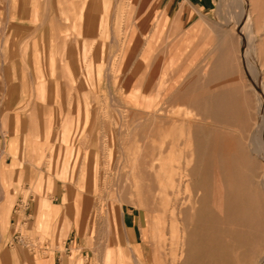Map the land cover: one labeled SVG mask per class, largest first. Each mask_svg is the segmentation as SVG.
I'll use <instances>...</instances> for the list:
<instances>
[{"label": "rangeland", "instance_id": "obj_1", "mask_svg": "<svg viewBox=\"0 0 264 264\" xmlns=\"http://www.w3.org/2000/svg\"><path fill=\"white\" fill-rule=\"evenodd\" d=\"M161 1L139 0L140 19L146 20L139 24V45L131 49V25L126 20L131 16L132 8L130 0H123L122 7L118 8L116 35L121 37L118 40L121 63L117 66L120 64L118 69L120 73L123 70L124 79L139 68L135 63L138 57L135 53H150L151 79L157 83L149 84L157 87L154 94L165 99L163 104L145 107L148 112L137 110L127 104L126 98L134 92L138 95L146 92L145 88H140L144 83H134L139 90H131L129 83H117L118 89H114L115 83H108L106 90L91 91L92 97H105L107 105L92 106L89 112L91 121L81 131L79 125L75 131L72 130L70 139L66 128L62 139L65 142L71 140V144L76 141L77 146H85L86 150L91 148L92 152L85 153L83 158L100 163V169L96 171H99V185L94 187V191L101 196L102 208L107 213L117 203L136 207L149 216L154 243L153 264H179L183 259L182 249L187 235L188 239L191 237V245H202L201 256L205 264H251L254 259L248 250L264 249V223L262 225L261 222L264 221V182L263 179L261 181L264 162L261 152H257L253 144L261 123L257 116L260 99L248 61L253 66L262 67L258 78L264 83V0H252L254 47L244 39L247 28L240 32L241 23L244 25L246 19L244 13L242 15V5L246 11L248 0H218L212 14L188 31L183 55L179 54L178 21L172 22L167 32L168 24L163 20V12L154 6ZM158 14L160 18L155 24L154 18ZM193 19L190 12L188 29ZM134 33L136 35V28ZM142 72L134 75L135 81L143 80ZM163 74L164 83H158ZM171 83L175 84V94L169 90ZM180 87L187 88L186 98L192 105H179ZM208 87L214 89L205 90ZM210 92L219 96L218 105L213 107H218L215 111L217 119L213 122L196 115L194 105L196 94L200 98L201 93ZM201 108L198 107L199 110ZM203 109L210 107L203 106ZM11 110L23 113L25 107L0 106L1 114H8ZM6 125L2 122L4 140L9 138ZM211 125L216 138L210 131L203 132L202 136L196 135V128ZM245 135L246 138L242 139ZM9 147L11 150L15 148L16 142L10 141ZM81 156L79 152L78 158ZM142 180L145 186L140 188ZM217 180L223 184L220 202ZM227 180L234 182L233 186H227ZM228 189L232 196L226 195ZM239 230L241 232H237ZM218 245H221L220 250H216ZM227 245H241L237 250L239 253H231ZM120 263L125 264L122 259ZM105 264H115L112 250L106 251Z\"/></svg>", "mask_w": 264, "mask_h": 264}, {"label": "crops", "instance_id": "obj_2", "mask_svg": "<svg viewBox=\"0 0 264 264\" xmlns=\"http://www.w3.org/2000/svg\"><path fill=\"white\" fill-rule=\"evenodd\" d=\"M217 1L154 4L163 12L167 32L178 21L180 55L187 48L188 31L212 14ZM122 2L0 0V106L25 107L23 113H0V264H105L107 250L114 252L115 264L121 259L125 264H153L149 216L117 203L107 213L94 191L100 163L83 158L91 148L62 139L66 128L70 139L72 130L79 125L81 131L91 121L92 106L107 105L105 97H92L91 91L106 90L108 83H115L114 89L117 83H129L131 90L145 88L142 95L134 92L126 98L137 110L165 101L155 97L157 87L149 84L157 83L151 79L150 53H135L139 68L129 78L118 69L117 14ZM139 7V0H130L132 13L126 22L131 25V49L139 45V24L146 20L140 19ZM190 12L194 19L188 29ZM142 70L143 80L135 81ZM164 79L163 74L158 83ZM186 90L180 87V106L192 105ZM218 98L213 92L200 98L196 94V115L207 122L217 119L213 107ZM2 122L7 124L5 140ZM207 131L213 134V125L196 128V135ZM10 141L16 142L12 150ZM229 184L227 180V186L234 183ZM228 191L227 196L232 193Z\"/></svg>", "mask_w": 264, "mask_h": 264}, {"label": "bare ground", "instance_id": "obj_3", "mask_svg": "<svg viewBox=\"0 0 264 264\" xmlns=\"http://www.w3.org/2000/svg\"><path fill=\"white\" fill-rule=\"evenodd\" d=\"M247 5L245 6V7H247V10L245 11L244 9V6L242 5V7H243V9H242V15H243V13H244V15H245V17H246V19H244L243 18V16H242V18L244 19V22H245V24L243 25V23H241V31L240 32H245V29L247 28V35H245L244 36V39H245V41H246V43H249L250 44V46H252V47H254L253 46V41H254V35H253V20H254V18H253V12H252V0H248L247 1V3H246ZM227 25V24H226ZM244 35V34H243ZM243 43V42H242ZM245 44V43H244ZM246 47H248V46H246ZM241 54V53H240ZM244 55V54H243ZM246 56V55H245ZM243 57V56H242ZM244 59V58H243ZM260 62V61H259ZM243 63V62H242ZM246 64V63H245ZM248 64H249V66H250V68H251V71H253L254 73V78L255 79H253L254 81V88H255V90L256 91H258V95H259V99H260V103L257 105L258 107H257V116H258V118H259V120H261V123H259V126H258V130H257V132H256V134L254 135V137H253V144L255 145V147H256V149L258 150L257 152H261V154H262V159H263V162H264V83L262 82V81H260V78H258V75L261 73L260 71L262 70V67H256V66H253V65H251V63L248 61ZM261 66V65H260ZM252 74V73H251ZM262 78V77H261ZM263 78H264V75H263ZM252 82V81H251ZM174 83H171V85L169 86V90H170V92L171 91H173L172 92V94H175V87H174ZM164 86V85H163ZM253 86V85H252ZM178 89V88H177ZM161 91V90H160ZM154 92V91H153ZM157 92V91H156ZM178 92H179V94H180V89L178 90ZM156 94V93H155ZM256 94V93H255ZM152 96V95H151ZM155 97L157 98L158 96H156L155 95ZM257 98H258V96H257ZM256 98V101L258 100ZM161 99V98H160ZM142 100H143V98H142ZM162 102V101H161ZM173 102V101H172ZM176 103V102H175ZM255 103H257V102H255ZM174 104V103H173ZM222 104V103H221ZM227 104V103H226ZM223 106H225V105H223ZM202 109V108H201ZM217 109H218V107H217ZM217 109H215L216 111H217ZM223 111H225V110H223ZM215 112V111H214ZM220 113L221 112H219V115H220ZM214 114V113H213ZM224 114H225V112H224ZM159 115V114H158ZM170 117V116H169ZM255 117V116H254ZM176 118V117H175ZM209 118V117H208ZM207 118V119H208ZM225 118H226V116H225ZM184 119V118H183ZM210 119H211V117H210ZM256 124V123H255ZM172 125V124H171ZM254 124H252V126H253ZM196 128V127H195ZM206 130V129H205ZM245 134V133H244ZM254 134V133H253ZM247 135V134H246ZM246 135H245V137H241L242 139H244V138H246ZM251 135V134H250ZM213 136H214V134H213ZM216 136V135H215ZM214 136V137H215ZM248 136V135H247ZM250 136H248V138H249ZM216 138V137H215ZM240 138V137H239ZM250 139V138H249ZM252 139V138H251ZM222 140V139H221ZM224 140V139H223ZM236 140V139H235ZM238 140V139H237ZM252 141V140H251ZM244 142V141H243ZM252 144V145H253ZM218 145V144H217ZM226 145V144H225ZM239 145V144H238ZM246 145V144H245ZM249 145V144H248ZM214 146V145H213ZM224 146V145H223ZM250 146H251V142H250ZM238 147V146H237ZM252 147V146H251ZM233 149H234V147H232ZM247 148H249V147H247ZM247 148H246V150H247ZM253 148V147H252ZM238 149V148H237ZM240 149V148H239ZM245 149V148H244ZM243 149V150H244ZM255 149V150H256ZM223 150V149H222ZM221 150V151H222ZM245 150V151H246ZM249 150H251V149H249ZM249 150L247 151V153L249 152ZM254 150V151H255ZM215 151V150H214ZM223 152V151H222ZM240 151H238V153H239ZM227 153H228V151H227ZM238 153H236V154H238ZM256 153V152H255ZM231 155H232V153H230ZM250 154H252V152L250 153ZM250 154H249V156H250ZM257 154V153H256ZM260 154V153H259ZM230 155V156H231ZM238 155H240V154H238ZM252 155H254V154H252ZM258 155V154H257ZM229 156V155H228ZM241 156V155H240ZM232 157V156H231ZM230 157V158H231ZM258 157V156H257ZM257 157H254V158H257ZM222 159H223V156H222ZM248 159H251V158H248ZM248 159H247V161H248ZM220 164V163H219ZM208 167V166H207ZM251 167V166H250ZM230 168H232V167H230ZM254 168V167H253ZM233 169V168H232ZM232 169H230V171L232 170ZM255 169V168H254ZM262 169V168H261ZM224 170V169H223ZM229 171V172H230ZM256 171V170H255ZM210 173V172H209ZM234 173V172H233ZM251 173V172H250ZM212 174V173H211ZM254 174V173H253ZM158 175V174H157ZM194 175V174H193ZM228 175V174H227ZM233 175V174H232ZM202 176V175H201ZM208 176H210L209 174H208ZM147 177V176H146ZM205 177V176H204ZM234 177V176H233ZM250 177H251V175H250ZM201 178V177H200ZM206 178V177H205ZM211 178V177H210ZM203 179V178H202ZM209 179V178H208ZM262 179H263V182H264V169H263V173H262V178H261V181H262ZM144 180V179H143ZM142 180V184H139V185H141L140 186V188L142 187V185H144L145 186V184H144V181ZM150 180H151V178H150ZM195 181V180H194ZM232 181H230L229 180V185H231L232 183H234V182H232ZM140 183V182H139ZM151 183V182H150ZM251 183V182H250ZM256 184V183H255ZM263 184V183H262ZM261 184V185H262ZM151 185V184H150ZM153 185V184H152ZM199 185V184H198ZM222 183H220V181H216V187H217V197H218V201L220 202V201H222V197H223V187H222ZM257 185V184H256ZM252 186V185H251ZM154 187V186H153ZM170 187V186H169ZM255 187V186H254ZM164 188V187H163ZM209 188H211V187H209ZM256 188V187H255ZM139 189V188H138ZM143 191V190H142ZM152 191H154V190H152ZM158 191V190H157ZM231 191H232V189H231ZM227 192V191H226ZM229 192V191H228ZM234 192V191H233ZM144 193H145V191H144ZM202 193V192H201ZM233 194H231V196H232ZM246 195V194H245ZM256 195V194H255ZM203 197V196H202ZM210 197V196H209ZM239 197V196H238ZM242 197V196H241ZM169 198V197H168ZM228 198V197H227ZM234 198V197H233ZM255 198V197H254ZM156 199V198H155ZM170 199V198H169ZM229 199H231V197L229 198ZM257 199V198H256ZM192 200H193V198H192ZM242 200V199H241ZM244 200H245V198H244ZM153 201V200H152ZM162 201V200H161ZM160 201V202H161ZM206 201V200H205ZM248 201V200H247ZM246 202V201H245ZM197 203V202H196ZM205 203V202H204ZM241 203H242V201H241ZM181 203H179V205H180ZM203 204V203H202ZM234 204V203H233ZM263 204V203H262ZM151 205V204H150ZM199 205V204H198ZM242 205V204H241ZM148 206V205H147ZM162 206V205H161ZM204 206H206V205H204ZM229 206H230V204H229ZM233 206V205H232ZM240 207V206H239ZM263 207V206H262ZM205 209V208H204ZM253 209H255V208H253ZM187 210V209H186ZM203 210V209H202ZM234 210V209H233ZM209 211V210H208ZM201 212V211H200ZM216 212V211H215ZM233 212V211H232ZM257 212V211H256ZM259 212V211H258ZM198 213H199V211H198ZM156 214V213H155ZM187 214H188V212H187ZM244 214V213H243ZM165 215V214H164ZM218 215V214H217ZM229 216V215H228ZM262 216V215H261ZM253 217V216H252ZM156 218V217H155ZM160 218H158V220H159ZM223 219V218H222ZM148 220V219H147ZM264 220V219H263ZM159 222H160V220H159ZM246 222V221H245ZM252 222V221H251ZM262 222V225H263V223H264V221H261ZM239 223V222H238ZM237 223V224H238ZM253 223V222H252ZM260 223V222H259ZM161 224V223H160ZM225 224H226V221H225ZM249 224H251V223H249ZM256 224V223H255ZM255 224L253 225V226H255ZM236 225V224H235ZM242 225V224H241ZM261 225V226H262ZM192 227V226H191ZM252 229V228H251ZM250 229V230H251ZM185 230H187V228L185 229ZM190 230V229H189ZM259 230H262V228L261 229H259ZM248 231V230H247ZM237 232H241L240 230L239 231H237ZM236 232V233H237ZM235 233V234H236ZM191 234V233H190ZM260 234V233H259ZM245 235V234H244ZM187 236H189V235H187ZM187 236H185V239H184V241H185V245H183V259L180 261V263L179 264H205L204 263V259H202V245H191L189 242V240H190V238L188 239V237ZM208 236V235H207ZM236 236H237V234H236ZM242 236V235H241ZM246 236V235H245ZM256 236H257V234H256ZM243 238V237H242ZM245 239V238H244ZM241 240V239H240ZM243 240V239H242ZM183 241V242H184ZM217 241V240H216ZM238 240H236V242H237ZM191 242H192V240H191ZM176 243V242H175ZM181 243H182V241H181ZM244 243V242H243ZM245 244V243H244ZM214 246V245H213ZM220 246L221 245H218V248L216 249V250H220L219 248H220ZM228 247H229V249L228 250H230L231 251V253H237L238 251V248L241 246V245H227ZM243 246H246V245H243ZM252 246V245H251ZM215 247V246H214ZM247 247V246H246ZM253 247V246H252ZM250 248V247H249ZM181 250V251H182ZM246 250L247 249H245V250H243V254H244V252L246 253ZM250 250H252V251H249L248 250V252H249V255H250V257H252L254 260L251 262V264H264V249L263 250H257V251H254V249H250ZM247 252V253H248ZM239 253V252H238ZM235 255V254H234ZM240 255V254H239ZM245 255V254H244ZM175 256V255H174ZM228 257V256H227ZM222 258V257H221ZM209 259V258H208ZM225 259V258H224ZM220 263V262H219ZM227 264H234V262L232 263V262H227Z\"/></svg>", "mask_w": 264, "mask_h": 264}]
</instances>
